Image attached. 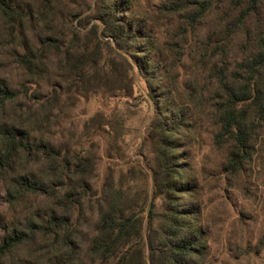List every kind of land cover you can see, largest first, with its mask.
I'll return each mask as SVG.
<instances>
[{
  "label": "rangeland",
  "instance_id": "rangeland-1",
  "mask_svg": "<svg viewBox=\"0 0 264 264\" xmlns=\"http://www.w3.org/2000/svg\"><path fill=\"white\" fill-rule=\"evenodd\" d=\"M11 1L21 15L9 19L0 14V82L20 95L5 106L0 103V124L26 127L38 136L36 143L42 139L54 149L53 156L59 155L69 170L62 167L55 175L56 160L37 154L28 157L29 172L45 180L64 179L61 194L74 193L81 202L58 211L71 215L75 252L63 244L62 231L60 240L39 236L30 252L22 247L0 258V264H96L85 255L98 231L105 194L111 187L125 189L132 211L147 223L150 202L162 204L155 195L154 176L161 170L163 150L194 188L192 201L199 206L208 240L201 264H264V123H250L248 152L235 170L231 155L237 143L222 135L217 113V68L225 63L233 71L248 57L250 38L240 31L247 27L253 37L255 21L233 32L239 13L230 9L234 0H219L194 23L183 15L162 13L161 0H135L133 16L149 31L152 55L160 63L158 79L149 84L139 74L134 52L121 51L101 35L95 20L98 0H51L46 10L43 0ZM46 40L51 44L41 48ZM26 53L45 62L40 76L18 60ZM86 54V70L97 62V69L113 78L110 72L117 69L127 89L102 80L108 86L83 91L80 72L69 70ZM164 93L166 107L176 105L185 115L183 125L167 137L173 114L156 103ZM41 118L44 123L37 124ZM10 183V176L0 178V243L12 229L23 227L29 213L41 212L46 220L58 201L26 194L12 203ZM81 189L86 193L79 194Z\"/></svg>",
  "mask_w": 264,
  "mask_h": 264
},
{
  "label": "trees",
  "instance_id": "trees-1",
  "mask_svg": "<svg viewBox=\"0 0 264 264\" xmlns=\"http://www.w3.org/2000/svg\"><path fill=\"white\" fill-rule=\"evenodd\" d=\"M218 1L161 0L158 8L164 14L183 15L194 23L212 10ZM52 3L51 0H43L45 10ZM134 5L135 0H98L95 20L99 22L102 28L101 35L104 38L111 40L123 52H134L132 55L135 57L139 74L151 84L158 79L160 63H156L152 55L154 43L151 41L149 31L133 16ZM230 9L233 13L239 10L236 23L231 25L234 26L233 32L241 29V25L244 26L248 20H254L257 26V32L253 37L252 30L247 27L240 31L250 38L247 40L250 43L247 50L251 52L248 57L243 58L233 71H229L227 64L223 63L217 68L216 73L218 92L221 96L217 113L222 122V135L234 139L237 143L236 150L231 155V167L238 170L248 152L250 123L253 122L254 125L264 123V16L262 14L264 0H234V5L231 3ZM0 14L9 19L21 15L19 10L12 7L11 0H0ZM239 26L240 28L237 29ZM50 44L48 40L40 43L41 48ZM66 54L70 57L72 55L70 52ZM81 56L69 72H80L78 76L83 91L90 92L92 88L103 84L102 80L112 81L111 84L115 85V89H127L125 79L118 75L119 70L110 72L113 78L101 73L97 69V62L86 70L85 64L89 62V55ZM18 60L35 77L40 76L46 68L45 62L33 53L19 56ZM129 66L132 68L131 62ZM103 85L108 86L106 83ZM153 92L154 98L156 92L155 90ZM167 94L164 93L161 98L156 99L157 104L159 102L164 104L161 106L162 109L166 107L164 101L168 98ZM19 95L18 91L0 82L2 106L7 102L18 100ZM164 110H170L173 114L172 126L164 132V137H167L183 125L185 115L176 105H167ZM43 123V118L37 120V124ZM37 138L38 136L26 127H17L7 122L0 124V178L6 176L11 178V187L8 190L10 202H18L26 194L53 196L58 199L56 206L49 210V217L46 220L41 212L29 213L23 227H15L8 233L0 243V258L8 257L22 247L30 252L38 245L39 236L44 238L55 236V240L57 238L60 240L59 235L62 231L63 244L72 248L71 215L58 214V211L63 206L77 207L81 199L75 200L74 193L71 196L61 194L60 190L65 186L64 179L54 176L45 180L29 172L28 157L37 154L56 160L53 174L62 172L63 170H59L62 167L69 170L64 166L59 155L53 156L54 149L49 148L42 139L36 143ZM165 148L168 147L165 145ZM166 151L161 152V170L154 176L155 195L161 198L162 204L157 207L150 202L147 223H144L143 216H138L132 211L133 206L125 189L111 187L105 194L104 205L100 207L98 231L91 241L89 254L85 255L92 262L96 264H201L203 262L208 240L205 228L199 221V206L192 201L194 188L187 181L185 171L175 166ZM79 162L84 163V159L80 158ZM84 193H86L84 189L79 191L81 195ZM58 205L60 207L55 209ZM55 264L68 263L58 261Z\"/></svg>",
  "mask_w": 264,
  "mask_h": 264
}]
</instances>
